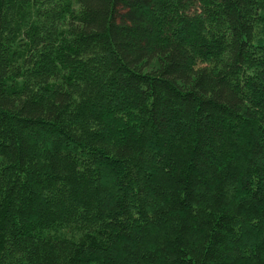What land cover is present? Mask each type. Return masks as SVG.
I'll return each instance as SVG.
<instances>
[{"label":"trees","instance_id":"1","mask_svg":"<svg viewBox=\"0 0 264 264\" xmlns=\"http://www.w3.org/2000/svg\"><path fill=\"white\" fill-rule=\"evenodd\" d=\"M0 264H264V0H0Z\"/></svg>","mask_w":264,"mask_h":264},{"label":"rangeland","instance_id":"2","mask_svg":"<svg viewBox=\"0 0 264 264\" xmlns=\"http://www.w3.org/2000/svg\"><path fill=\"white\" fill-rule=\"evenodd\" d=\"M250 240H253L252 238Z\"/></svg>","mask_w":264,"mask_h":264}]
</instances>
